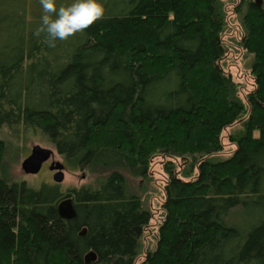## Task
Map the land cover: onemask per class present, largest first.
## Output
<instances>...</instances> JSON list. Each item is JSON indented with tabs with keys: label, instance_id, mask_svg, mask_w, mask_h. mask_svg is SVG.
Masks as SVG:
<instances>
[{
	"label": "trees",
	"instance_id": "trees-1",
	"mask_svg": "<svg viewBox=\"0 0 264 264\" xmlns=\"http://www.w3.org/2000/svg\"><path fill=\"white\" fill-rule=\"evenodd\" d=\"M103 3L102 19L50 47L34 34L39 0H0V132L38 133L67 169L97 176L66 192L11 181L14 145L0 138V264H86L89 251V264H134L150 213L124 172L145 177L158 155L169 159L164 219L143 264H264V0L236 7L254 78L244 101L220 64L223 0ZM233 125L235 150L215 160ZM67 197L72 220L57 214Z\"/></svg>",
	"mask_w": 264,
	"mask_h": 264
},
{
	"label": "rangeland",
	"instance_id": "rangeland-1",
	"mask_svg": "<svg viewBox=\"0 0 264 264\" xmlns=\"http://www.w3.org/2000/svg\"><path fill=\"white\" fill-rule=\"evenodd\" d=\"M225 3L228 31L223 36L225 41L226 55L220 61L222 71L230 75L232 81L237 85L238 96L241 100H245V95L253 89L254 78L251 74L252 55L248 54L239 45L241 27V12H244V6L237 11V6L240 0H223ZM241 128L236 125L225 128L220 136L222 149L218 153L212 155L215 160H224L230 157L236 148V145L230 141V135L239 132ZM8 134V135H7ZM9 133L0 132V138L7 143L14 145L11 151L8 149V156L4 159V172L11 181L25 182L29 187L38 188L42 183L57 186L60 191L66 192L69 189H78L82 186L93 185L96 179L95 174H88L85 171H73L64 169V178L61 183L53 181L52 176L55 173L48 169L51 160L63 162L53 147L40 134H31L26 138L22 137L19 140L10 139ZM39 145L43 148L51 149L54 153L53 158L45 162L36 175H25L20 168L21 162L30 153L31 147ZM169 160L161 155L153 156L150 159L147 176L133 177L124 172V177L130 191L136 193L141 197L143 207L149 211L150 220L147 226L143 229L141 236V250L137 256L134 264H143L148 252H152L157 244L158 228L164 219V212L162 204L164 203L163 188L166 182L167 175L164 171V162ZM176 166V171H179L182 166L180 164L186 163L182 158L173 159ZM65 165V164H64ZM196 171L192 174L195 177ZM194 179V178H192ZM190 180V179H186ZM247 212V210H246ZM241 211L234 209L229 218L230 224H240Z\"/></svg>",
	"mask_w": 264,
	"mask_h": 264
},
{
	"label": "clouds",
	"instance_id": "clouds-1",
	"mask_svg": "<svg viewBox=\"0 0 264 264\" xmlns=\"http://www.w3.org/2000/svg\"><path fill=\"white\" fill-rule=\"evenodd\" d=\"M40 25L35 35L45 34V43L53 47L57 40L64 41L74 34L84 32L94 22L105 16L103 0H39Z\"/></svg>",
	"mask_w": 264,
	"mask_h": 264
},
{
	"label": "water",
	"instance_id": "water-1",
	"mask_svg": "<svg viewBox=\"0 0 264 264\" xmlns=\"http://www.w3.org/2000/svg\"><path fill=\"white\" fill-rule=\"evenodd\" d=\"M257 1V0H255ZM53 151L48 148L40 147L39 145H34L30 149V153L27 157L21 162L20 168L25 175H36L41 170L43 164L53 158ZM50 171L55 173L52 176V179L56 183H61L64 178V169L65 165L59 161L51 160L48 167ZM57 214L61 219L72 220L76 216L75 209L73 207V199L67 197L61 200L57 204ZM86 229L82 228L79 236H85ZM96 261V254L93 251H89L84 255V262L86 264Z\"/></svg>",
	"mask_w": 264,
	"mask_h": 264
}]
</instances>
